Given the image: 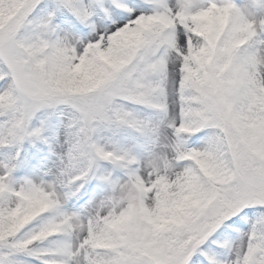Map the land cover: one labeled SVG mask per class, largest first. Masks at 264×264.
<instances>
[{"label": "snow or ice", "instance_id": "obj_1", "mask_svg": "<svg viewBox=\"0 0 264 264\" xmlns=\"http://www.w3.org/2000/svg\"><path fill=\"white\" fill-rule=\"evenodd\" d=\"M0 264H264V0H0Z\"/></svg>", "mask_w": 264, "mask_h": 264}]
</instances>
